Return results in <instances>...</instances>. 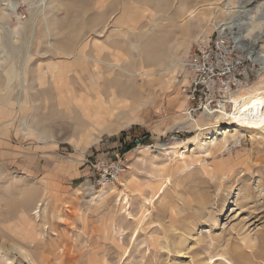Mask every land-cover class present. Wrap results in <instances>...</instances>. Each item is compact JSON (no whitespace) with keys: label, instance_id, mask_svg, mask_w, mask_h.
<instances>
[{"label":"rangeland","instance_id":"374dc122","mask_svg":"<svg viewBox=\"0 0 264 264\" xmlns=\"http://www.w3.org/2000/svg\"><path fill=\"white\" fill-rule=\"evenodd\" d=\"M205 1L13 0L0 17V264H264V129L180 126L214 115L187 114L182 70L161 79L162 61L182 66L235 19L255 55L226 110L261 87L264 0L202 10L171 49L183 4ZM68 72L80 103L60 105L68 95L48 82L67 86ZM217 130L228 145L207 152Z\"/></svg>","mask_w":264,"mask_h":264},{"label":"built area","instance_id":"2783aa9c","mask_svg":"<svg viewBox=\"0 0 264 264\" xmlns=\"http://www.w3.org/2000/svg\"><path fill=\"white\" fill-rule=\"evenodd\" d=\"M236 21L220 22L214 36L201 39L192 48L186 62L189 82L182 85L183 92L188 96L189 116L197 110L206 115L218 114L223 108L230 110L232 95L241 92L248 84L247 56H254L255 53L241 50V44H246L250 38L245 35L244 24ZM111 166L100 173V183L117 178L121 166L115 163Z\"/></svg>","mask_w":264,"mask_h":264},{"label":"bare ground","instance_id":"6f19581e","mask_svg":"<svg viewBox=\"0 0 264 264\" xmlns=\"http://www.w3.org/2000/svg\"><path fill=\"white\" fill-rule=\"evenodd\" d=\"M2 1H3V3L1 4L2 8H0V17H5L6 15H8L7 13H8L9 8L13 4V0H2ZM219 3L224 4V5L227 4L225 2V0H206L204 3L201 2V3L191 4V5L183 4V6L181 8V13L179 15L180 19L178 21V23L180 25V32H176L173 40H170L171 49L178 48L180 45H182L184 43L185 39L188 40L190 38L191 33H192L191 27H190V22L192 20L198 19L201 24L206 20L207 16H205L203 14L199 16V14H200V12L202 10L217 8ZM226 7L224 8L225 12L227 11ZM218 9H219V7H218ZM246 32L250 33V30L247 29ZM246 32H245V35L247 37L248 33H246ZM194 36H195V34H194ZM15 37H14V39H15ZM199 37L200 36H197L196 38H199ZM2 40H4V39H2ZM29 43H31L30 38H28L27 41H26L27 46L30 45ZM70 49L71 48H69V50L64 49L66 51V54L71 55L72 52H71ZM3 53L5 54V51H4L3 48H1L0 49V60H1V58L4 59L5 56H6ZM174 53H175V51H174ZM261 56H264V54H262ZM90 58H94V57H90ZM96 61H98V60L96 59ZM1 62L4 63V64L6 63L5 60L4 61L2 60ZM161 64H163V69L161 71L162 78L160 76H158L159 79L160 78L161 79H165V77L168 76V75L172 76V77L175 76V74L177 73L175 71H177V66L179 65V63H176V60L174 58H172L170 56L169 62L168 61L167 62L162 61ZM20 66L22 68V64ZM182 72L184 73L183 81L185 83L189 82V72L187 71L186 67L182 68ZM22 77H24L23 74H22ZM60 79H62V78H60ZM172 80L173 79H168L167 80L168 81V85H170L169 83L173 82ZM260 81H261V84H260L261 87L254 88V89H252L250 91L248 90L246 94L238 95L237 97H235V100L233 99L235 104H234V107H233V109L231 111H227L226 108H223V106H224L223 105L221 107V108H223L222 111L219 112L218 114H209V115H214L212 117H208V116L203 117L204 115H201L198 121L195 120L196 118L193 119V117H191V119H190L189 117H186V118L183 119L184 121H182V123H181L182 125H180V126H187L188 127V126H190V124L192 126L195 123V125L198 126V129H200L202 131V130H205V129L218 127V126H220L222 124H225V123H229V122H221V121H224V120H229L230 123H234L237 126L244 127V128H246L247 130H249L251 132H255L257 134H261L259 131L261 129H264V76L262 78H260ZM21 84H23V83H21ZM56 85L58 87H60V88L57 87L59 92L60 93L63 92V90L61 89L62 85L60 84V82H57ZM187 99H188V97H187ZM188 103H189V101H188ZM228 132H230V131H228V130H226V131L217 130V133L215 135L211 136L210 138L208 137L210 140H203V141H201L199 143V145L201 147H204L207 152L211 151L212 146H218V147L227 146L228 145L227 141H229V139L227 140ZM47 136L45 134L44 138L47 137ZM97 136H99V135H97ZM181 156H183V158H184V153L183 152L181 153ZM104 192H106V191H104ZM126 198L127 197H125V199ZM41 205H42V203H39L37 208H36V213L37 214L39 213V208H40ZM6 259L9 261V264L12 263V259L11 258H6ZM30 260H32V258H30Z\"/></svg>","mask_w":264,"mask_h":264},{"label":"crops","instance_id":"0c3cea01","mask_svg":"<svg viewBox=\"0 0 264 264\" xmlns=\"http://www.w3.org/2000/svg\"><path fill=\"white\" fill-rule=\"evenodd\" d=\"M208 36H209V35H208ZM199 38H200V37H199ZM199 38H198V39H199ZM204 39H205V38H204ZM60 60H61V59H60ZM60 60H58V61H60ZM54 62H55V61H54ZM48 64H49V63H48ZM48 64H46V65H48ZM185 64H186V63H183L182 66H181V63H180V64H179L180 66H179V65L177 66V71H176L177 74H178V71H179V70H182V68H185ZM46 65H43V64H42L43 68H46ZM72 66H73V67H72ZM72 66H70L69 72H70V71H74V69L77 68V67H75L74 65H72ZM69 72H68V83H69V85H67V86H63V87L61 88V89H62V90L68 95L69 98H67L66 103H63V104H60V103H59L60 105H68V104H71L72 102H73L74 104H76V103L79 104V103H80V102H76V101H74V99H76V98L73 99V98H71L70 95H69V91L71 90V88H69V86H70V80H69V75H70V73H69ZM177 74H176V75H177ZM176 80H177V79H176ZM48 83L51 84V85H53V87L56 89V92H57V95H58V89L56 88L55 84H54V83H51L50 80H49ZM46 84H47V83H46ZM46 84H44V86H45ZM82 97H83V98H90V97H85V96H82ZM81 99H82V98H81ZM90 99H92V98H90ZM82 100H83V99H82ZM92 100H93V99H92ZM97 101H98V100H97ZM58 102H59V101H58ZM85 106H86L85 102L82 101V102H81V105H80V109H81L82 112H84V109L87 108V107H85ZM5 111H6V110H5Z\"/></svg>","mask_w":264,"mask_h":264}]
</instances>
